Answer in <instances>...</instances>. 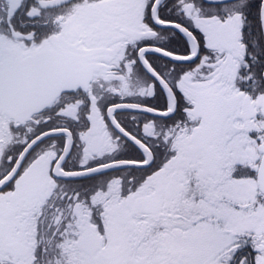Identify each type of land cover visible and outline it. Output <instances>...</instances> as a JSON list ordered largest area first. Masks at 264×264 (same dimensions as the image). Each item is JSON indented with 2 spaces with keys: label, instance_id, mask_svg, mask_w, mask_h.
<instances>
[{
  "label": "snow or ice",
  "instance_id": "6c2138e0",
  "mask_svg": "<svg viewBox=\"0 0 264 264\" xmlns=\"http://www.w3.org/2000/svg\"><path fill=\"white\" fill-rule=\"evenodd\" d=\"M0 264H264V0H0Z\"/></svg>",
  "mask_w": 264,
  "mask_h": 264
}]
</instances>
